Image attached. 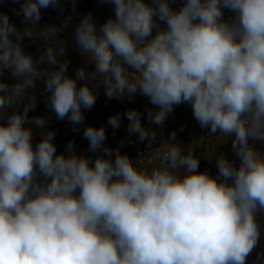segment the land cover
Here are the masks:
<instances>
[{
	"label": "clouds",
	"instance_id": "1",
	"mask_svg": "<svg viewBox=\"0 0 264 264\" xmlns=\"http://www.w3.org/2000/svg\"><path fill=\"white\" fill-rule=\"evenodd\" d=\"M109 2L115 19L99 33L90 14L76 26L78 50L93 71L79 68L75 77L67 74L68 59L58 60L64 48L26 54L20 42L34 32L0 14V76L10 70L15 80H0V117L7 114L0 123V264H245L264 212V152L250 144L264 142V0H186L178 11L168 0ZM57 3L24 0V21L38 23L40 10ZM97 79L108 99L147 97L158 109L147 113L156 125L175 105L190 104L201 127L231 138L239 166L221 154L217 176L197 171L198 158L174 131L154 149L150 167L119 149L113 161L112 150L102 148L103 127L83 132L90 151L104 153L94 163L77 155L72 141L69 155H57L53 131L34 146L26 124L46 125L28 116L37 80L57 118L79 125L82 110L96 102L87 81ZM78 80L85 83L78 87ZM126 118L140 141L155 140L139 111L127 110ZM108 123L118 128L119 114Z\"/></svg>",
	"mask_w": 264,
	"mask_h": 264
},
{
	"label": "rangeland",
	"instance_id": "2",
	"mask_svg": "<svg viewBox=\"0 0 264 264\" xmlns=\"http://www.w3.org/2000/svg\"><path fill=\"white\" fill-rule=\"evenodd\" d=\"M149 5L152 0H144ZM170 7L178 11L186 0H168ZM24 0H0V14H7L9 20L14 26L23 32L25 28L31 29L34 38L24 36L20 42L26 54H31L34 58L44 53L47 47H53L56 50L64 48V55H59L58 60L63 62L68 59L67 74L75 77L77 69L84 68L87 72L93 71L91 61L88 60L78 50L75 40V29L81 19L86 15H91L95 22L97 32L100 27L109 18L115 19L114 5L109 0H58L56 6L42 8L41 18L38 23L33 24L23 19L21 6ZM224 18L231 19L234 16L229 9H223ZM156 19V23L161 29H166V22ZM66 25V26H65ZM52 29L55 30V35ZM156 30H153V36ZM15 41V36L12 37ZM48 66L42 65L45 69ZM50 70V69H49ZM0 80L8 84L15 83L11 77L10 70H5ZM85 81L78 80L77 86H81ZM90 86L96 90V102L91 109L82 110L84 115L83 123L76 125L71 123L67 117L63 120L57 118L54 110L48 103L50 93L44 91L42 80H37L36 87L30 91L29 95L35 96L36 107L29 110V120L35 117H44L46 125L42 130H36L30 123L26 127H33V145L35 146L43 138V133L53 131L55 133L53 143L56 145V154L69 155L67 145L73 142V151L80 156L88 157L90 162L94 163L97 156H104L101 150L92 152L89 149V141L84 137L83 132L88 126L95 128L103 127L105 129L106 139L102 148L106 147L112 150L111 159H115V150L119 149L121 154H126L130 160L134 161L139 167H150V159L154 154V149L161 144H167L171 133H176V141L186 150L193 151L195 157L199 160L197 171H207L211 176L218 175L217 157L223 154L239 166L240 159L232 150V140L220 133L211 134L208 127H201L193 116V110L190 104L181 103L175 105L173 111L168 114L167 119L162 125L149 123L148 110L157 111V106L153 105L147 97L137 94L129 99L127 95L123 98L108 99L105 89L100 85L99 80L87 81ZM28 97H25L27 102ZM22 109V105H21ZM129 109H136L141 114V124L145 128H151L156 132V138L151 143L148 140L140 141L138 135L128 131L129 121L126 118V112ZM12 111V110H10ZM119 114L120 126L113 128L109 125L110 116ZM7 114L0 117V123H6ZM250 144L261 152H264V142L250 141ZM153 150V151H152ZM138 151H141L138 154ZM186 169L181 170V175ZM44 178L41 177V180ZM257 221L260 225V237L256 247L247 257L245 264H264V212L257 215Z\"/></svg>",
	"mask_w": 264,
	"mask_h": 264
},
{
	"label": "built area",
	"instance_id": "3",
	"mask_svg": "<svg viewBox=\"0 0 264 264\" xmlns=\"http://www.w3.org/2000/svg\"><path fill=\"white\" fill-rule=\"evenodd\" d=\"M141 153V151H138V154H140Z\"/></svg>",
	"mask_w": 264,
	"mask_h": 264
},
{
	"label": "trees",
	"instance_id": "4",
	"mask_svg": "<svg viewBox=\"0 0 264 264\" xmlns=\"http://www.w3.org/2000/svg\"><path fill=\"white\" fill-rule=\"evenodd\" d=\"M0 8H1V6H0Z\"/></svg>",
	"mask_w": 264,
	"mask_h": 264
}]
</instances>
